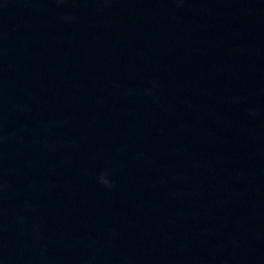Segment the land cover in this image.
<instances>
[{
  "label": "water",
  "instance_id": "water-1",
  "mask_svg": "<svg viewBox=\"0 0 264 264\" xmlns=\"http://www.w3.org/2000/svg\"><path fill=\"white\" fill-rule=\"evenodd\" d=\"M0 264H264V0H0Z\"/></svg>",
  "mask_w": 264,
  "mask_h": 264
},
{
  "label": "clouds",
  "instance_id": "clouds-1",
  "mask_svg": "<svg viewBox=\"0 0 264 264\" xmlns=\"http://www.w3.org/2000/svg\"><path fill=\"white\" fill-rule=\"evenodd\" d=\"M101 182L102 183H105V184H108L109 182L106 180V179H104V177H103V174L101 175Z\"/></svg>",
  "mask_w": 264,
  "mask_h": 264
}]
</instances>
